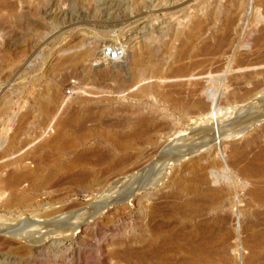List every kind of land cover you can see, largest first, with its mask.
<instances>
[{
  "label": "rangeland",
  "instance_id": "1",
  "mask_svg": "<svg viewBox=\"0 0 264 264\" xmlns=\"http://www.w3.org/2000/svg\"><path fill=\"white\" fill-rule=\"evenodd\" d=\"M261 34L264 0H0V264H150L151 247L169 264H264V201L246 195L253 179L245 186L225 164L246 142L255 141L247 161L264 151V120L253 125L245 111L229 116L220 104L240 74L235 63L264 59ZM118 44L124 59L98 61L102 47ZM198 84L211 98L193 99L217 112L221 132L250 126L212 142L208 172L221 180L220 206L203 200L187 214L176 209L193 196L185 181L193 156L166 166L162 181L147 180L134 199L112 203L108 190L119 196L129 185L108 173L158 160L160 145L164 155L180 152L181 138L207 126V112L174 108L191 103ZM260 88L239 106L261 98L264 108ZM223 215V225L212 223ZM91 216L78 239L46 240ZM195 244L212 253L197 260Z\"/></svg>",
  "mask_w": 264,
  "mask_h": 264
},
{
  "label": "bare ground",
  "instance_id": "2",
  "mask_svg": "<svg viewBox=\"0 0 264 264\" xmlns=\"http://www.w3.org/2000/svg\"><path fill=\"white\" fill-rule=\"evenodd\" d=\"M263 38H264V35L262 36V34H261L260 37L257 38L258 42L261 41ZM222 41L223 40L221 39V43L224 42V41L223 42ZM225 41H227V40H225ZM217 44H218V42H217ZM219 44H220V41H219ZM219 47H221V46H219ZM223 47H224V45H223ZM122 52H123V55L121 58L124 59L125 58V50L122 49ZM208 55H210V54H208ZM245 60L244 61L243 60L238 61L237 63H235L236 64L235 67L233 66L232 69H236L234 72L237 71L240 74L238 76H236L233 80H230L229 86L232 87L233 89L230 93H228V95L225 96V98L220 100V104H222L226 107V110H228L229 112L225 113V114H227L229 116H232L233 114H236L237 112L240 113V111L241 112L245 111L246 114L252 118L253 125H254L255 123H258V122L264 120V108H262V109L260 108L263 106L262 105L263 101H261V98H260V100H255L252 103L246 104L245 106H242V107L239 106V104L245 103L247 101H251L252 99L256 98V96L254 97V95L259 91L260 87L264 86V59H262L260 61L258 59L256 61H254L255 62L254 64L252 61H245ZM108 63L113 64L116 62L110 61ZM253 68H258V69L252 70ZM249 69H250V71H247ZM180 71H181V69H180ZM180 71L178 69L179 73H180ZM184 73L183 74L181 73V74L184 75ZM176 77H178V76H176ZM180 77L181 76H179V78ZM257 77L262 78V80L259 81L260 83L254 84V87L251 90H245V91L243 90V93H241V94L239 93V91L242 89L243 85L249 84L251 82V80H254ZM182 78H183V76H182ZM196 86H197V88L191 94V97H192L191 103H187L190 99L185 100L187 102L182 101V102L176 104L174 106V108L177 109L176 111H178V112H184L187 110V108H193L196 111V113H198V114L207 112V114H205V119H203L201 121V123L202 122L204 123V121L208 120L207 124H206L207 126L206 127L204 126L203 129H202L203 126L196 127V130H195L196 135L195 136L190 135V136H187L186 138H181L182 141L184 142V146L182 147V149H184V150H182L180 152L175 153V151H169V152H167V154L164 155V152L162 150H164L166 148V146L160 145V147H158V148H159V150L161 149V151L158 155V158H159L158 160L151 161L153 159V158H151L150 160H146L143 162V159H140L138 162H135L134 164H129V165H133L130 168L128 167L129 165H126L125 167L119 169L118 172H116V173H108V175L110 174L111 176H113V175L121 176V177H118L117 180L114 179L112 181H114V182H115V180H116V182L123 181V183L126 182L125 186L127 184L129 185L128 188L126 190L124 189L125 191H123V193L119 196L117 194V192H118L117 190H116L117 192L114 189L108 190V192L105 195L112 196V198H111L112 203L123 202V199H127V200L128 199H130V200L134 199L137 192H138V189L141 188L142 185H145L147 183V180L150 179L151 184H152V182L155 183V180L156 181H162L163 177L165 176L164 170H165L166 166H171L173 163L179 161L181 158L193 156L190 159V161L187 165V168H185V169H187V171H189L191 173V178L185 180V177H183V178L181 177L175 181V184H177L178 186H180L182 184V181H184V180L187 182L190 181L191 184L188 186L187 189H188L189 193L193 194V196L191 199L186 200L184 202L185 203L184 205H182L180 208H176V209L178 211H180V215H184V214L188 213L187 210H189L190 206H193L194 203L197 205V204L203 202V200H209L212 206H214V205H215V207L220 206L221 201L215 198V196H217V194L219 193V190L215 186H217L221 180L217 174L215 175V173L208 172L209 166L214 165L213 163L211 164L210 159H209L211 157V154H212V153L210 154V152H211L210 150L212 148V142L218 141L220 143L221 138H223V139L234 138L236 135L238 136V134L241 135L243 133V131L247 130V128H249L250 126H247L245 128L239 127V129L235 130L234 132H230V127L232 125V123H231L228 126V131L221 132L223 130V128H221V124H219L217 122V116H216L217 112L214 109L210 110L209 105L207 103H205L204 101L200 100L199 98H197L196 100L193 99V96H199V94H202V93L203 94L205 93L208 95V97H210L212 93L207 92L206 89L202 88L201 85H199V84ZM240 92H242V90ZM169 94H170V92L168 93V95ZM178 95H180V93H178ZM180 96H182V95H180ZM180 98H182V97H180ZM186 98H188V97H186ZM178 99H179V97H178ZM234 104H237L238 106L234 107ZM258 109H261L260 112L258 111ZM222 115H224V114H222ZM70 121L71 120H69V121L66 120L63 124L58 123L62 128L56 132V135L52 140H54L56 143L58 142L62 133L64 131H67L68 127L70 126ZM228 123H229V121H228ZM262 134H263V138H264V130H263ZM254 143H255V141L252 140V141L246 142L245 145H242L241 147L233 148L232 149L233 151L231 152V156H230L229 161H228L229 163L226 162L225 164H227V165L229 164L232 166L233 170L234 169L237 170V173L239 174V177L242 180L241 183H244L245 186L249 182H251V179H253L252 182L256 183L257 185L255 184V186L253 187L254 189L247 191L246 195L251 197L253 200H257L259 202H262V201H264V180L262 179L264 177V163H263L264 162V151L260 150L259 152L253 154L252 159L250 161H247L249 153L252 154L253 150H252L251 146ZM201 149H202L201 152H205V154L204 153H202V155L200 154ZM154 154H155V152H154ZM149 156H150V154L148 155V157ZM196 156H198V157H196ZM86 157H88V156H86ZM144 158H145V156H144ZM261 161H263V162H261ZM204 162H205V164H203ZM157 164H159V166ZM223 164H224V162H223ZM123 166H124V164H123ZM120 167H122V166L120 165ZM176 176H177V174L174 175L173 178H175ZM146 177H147V179H146ZM153 179H154V181H153ZM260 179H262V180H260ZM119 185H121L120 182H119ZM119 193H120V191H119ZM175 194H177V193H175ZM89 218H92V216L88 217L87 219L86 218L80 219L81 220L80 222L76 223L72 228L64 229L65 231L62 230L61 232L59 231V233H56V234L55 233L45 234V237L47 236L46 240H50V241L55 240L56 241V238L57 237L61 238L60 236H62V235H64L65 238L66 237H73L75 239H78L79 237H81L80 234L84 231V229L88 227L89 220H90ZM226 221H227V218L225 215H223L220 218H213L212 219V223L217 224L219 226L223 225ZM54 224H53V226H54ZM95 225H96V223H95ZM55 227H56V225H55ZM158 227L159 226H156L155 232L159 231ZM54 228H53V230H54ZM56 229L58 230V228H56ZM76 229H80L78 231L79 233L76 232ZM212 234H214V232ZM38 238H41V236H38ZM34 239H37V238H34ZM263 239H262V243H261V241H259V244L264 243ZM201 241H202V239H201ZM204 241H205L204 244H210V242L212 241V238L209 235H207V237L204 239ZM191 242H193V241H191ZM255 242H257V241L255 240ZM164 243H165V240L161 239L160 246L163 245ZM149 247H151V246H149ZM195 247H193L191 249V252H192L194 257L198 258L197 260L202 259V261H203L204 257L210 256V254L212 253V250L209 248L207 250L199 249L202 246L197 248L196 244H195ZM150 250L152 251V253H151L152 258L148 257L149 258L148 259L145 256V258H146L145 261L149 262L150 264H169L167 262V260H165L164 257L162 256L159 247H157V248L151 247ZM222 252H221V255H223ZM148 253H150V252H148ZM214 253H216V252H214ZM223 253H225V252H223ZM224 257H226V256H224ZM222 258H223V256H222ZM190 262H193V261H190ZM197 262L198 261H196V264H199ZM193 264H195V263H193Z\"/></svg>",
  "mask_w": 264,
  "mask_h": 264
},
{
  "label": "built area",
  "instance_id": "3",
  "mask_svg": "<svg viewBox=\"0 0 264 264\" xmlns=\"http://www.w3.org/2000/svg\"><path fill=\"white\" fill-rule=\"evenodd\" d=\"M123 55L122 47L118 45H106L99 51L98 61H116Z\"/></svg>",
  "mask_w": 264,
  "mask_h": 264
}]
</instances>
